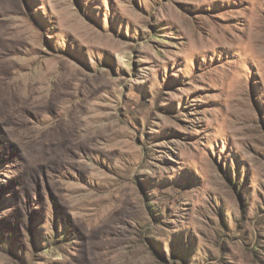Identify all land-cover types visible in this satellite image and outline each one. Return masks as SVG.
Wrapping results in <instances>:
<instances>
[{"label": "rangeland", "instance_id": "obj_1", "mask_svg": "<svg viewBox=\"0 0 264 264\" xmlns=\"http://www.w3.org/2000/svg\"><path fill=\"white\" fill-rule=\"evenodd\" d=\"M0 264H264V0H0Z\"/></svg>", "mask_w": 264, "mask_h": 264}]
</instances>
